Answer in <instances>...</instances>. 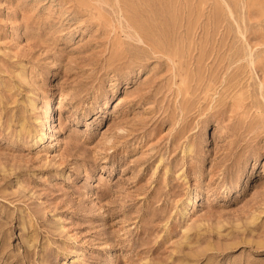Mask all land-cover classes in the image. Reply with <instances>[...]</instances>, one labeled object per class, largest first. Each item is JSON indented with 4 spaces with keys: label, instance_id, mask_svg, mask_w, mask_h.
<instances>
[{
    "label": "rangeland",
    "instance_id": "1",
    "mask_svg": "<svg viewBox=\"0 0 264 264\" xmlns=\"http://www.w3.org/2000/svg\"><path fill=\"white\" fill-rule=\"evenodd\" d=\"M0 264H264V0H0Z\"/></svg>",
    "mask_w": 264,
    "mask_h": 264
},
{
    "label": "bare ground",
    "instance_id": "2",
    "mask_svg": "<svg viewBox=\"0 0 264 264\" xmlns=\"http://www.w3.org/2000/svg\"><path fill=\"white\" fill-rule=\"evenodd\" d=\"M139 36H140V35H139ZM138 40H140V39L138 38ZM49 110H51V106H50ZM51 119H52V118H51ZM43 138H46V134H44V133H43Z\"/></svg>",
    "mask_w": 264,
    "mask_h": 264
}]
</instances>
